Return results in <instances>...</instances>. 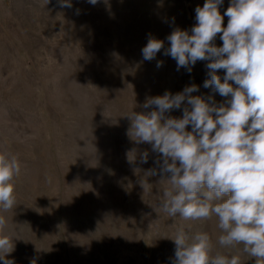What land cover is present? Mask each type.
<instances>
[{
	"label": "rangeland",
	"instance_id": "374dc122",
	"mask_svg": "<svg viewBox=\"0 0 264 264\" xmlns=\"http://www.w3.org/2000/svg\"><path fill=\"white\" fill-rule=\"evenodd\" d=\"M230 0L220 6L223 13ZM205 0H0V153L19 159L16 203L3 234L14 264H172L180 228L206 232L212 254L256 264L243 245L222 247L215 216L171 217L161 207L170 183L160 154L131 137L132 112L146 100L175 95L225 97L205 88L207 61L191 73L163 55L145 61L148 37L164 41L196 24ZM79 10V14H77ZM228 17H224L226 27ZM220 34L214 41L222 46ZM157 61L163 66L156 67ZM218 75L223 78L224 70ZM186 105V102H185ZM181 109L167 116L181 118ZM191 131V126H188ZM149 153L142 163V154ZM162 163V160H161ZM156 169L157 175H148ZM3 264V260H0ZM264 264V262H262Z\"/></svg>",
	"mask_w": 264,
	"mask_h": 264
},
{
	"label": "clouds",
	"instance_id": "9594fccd",
	"mask_svg": "<svg viewBox=\"0 0 264 264\" xmlns=\"http://www.w3.org/2000/svg\"><path fill=\"white\" fill-rule=\"evenodd\" d=\"M49 2V0H48ZM99 0H88L96 5ZM224 0H205L195 8L196 24L189 30L175 28L167 41L149 35L142 48L145 61H152L163 49L177 63V70L191 73L198 61H207L209 79L205 88L225 97L217 104L192 95L194 83L175 95L148 98L143 108L132 112L130 135L136 143H148L160 154L155 163L159 174L170 183L161 207L171 217L203 220L215 216L222 247L243 245V252L264 262V0H230L223 15ZM71 8L72 0H58ZM79 14V10H77ZM228 17L227 26L223 25ZM217 34L222 46L214 43ZM163 66L157 61L156 67ZM224 70L223 78L218 75ZM186 102V105H185ZM181 118L167 116L181 109ZM191 126V131L187 130ZM149 153L141 162H148ZM162 160V163H161ZM21 172L19 159L0 153V212L11 210L15 203L14 177ZM148 175H157L150 169ZM6 219L0 215V260L13 250L3 234ZM175 243L172 264H241L237 255L212 254L213 245L206 232L194 234L180 228L171 238ZM34 264V262H33Z\"/></svg>",
	"mask_w": 264,
	"mask_h": 264
}]
</instances>
